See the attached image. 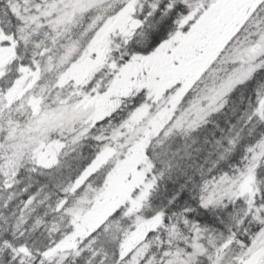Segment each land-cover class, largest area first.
<instances>
[{
  "label": "snow or ice",
  "instance_id": "1",
  "mask_svg": "<svg viewBox=\"0 0 264 264\" xmlns=\"http://www.w3.org/2000/svg\"><path fill=\"white\" fill-rule=\"evenodd\" d=\"M0 264H264V0H0Z\"/></svg>",
  "mask_w": 264,
  "mask_h": 264
}]
</instances>
